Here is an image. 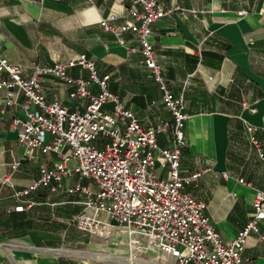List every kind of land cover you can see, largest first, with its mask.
I'll list each match as a JSON object with an SVG mask.
<instances>
[{
	"label": "crops",
	"instance_id": "obj_1",
	"mask_svg": "<svg viewBox=\"0 0 264 264\" xmlns=\"http://www.w3.org/2000/svg\"><path fill=\"white\" fill-rule=\"evenodd\" d=\"M157 2L197 10L195 15L175 11L160 17L152 23L149 39L168 88L184 95L186 145L180 156V174L200 172L185 188L205 200V212L227 240L250 219L255 191L264 187V160L245 130L247 124L258 127L255 133L264 151L260 129L264 125V0ZM126 3L0 0V53L10 62L22 64L24 77L31 74L32 62L66 63L84 53L100 76L109 75V90L119 95L143 127L170 122L172 115L162 102V89L151 69L139 63L140 45L126 32L125 37L137 47L135 52L128 51L99 24L100 17L111 11L117 14V22L126 18ZM66 71L74 77H88V70L80 64L68 66ZM6 79L9 74L0 71V80ZM41 79L46 102L58 100L69 110L84 109L87 99L70 98L67 83L52 75ZM13 90L17 103L5 106L6 88L0 87V244L5 243L11 255L0 246V264H125L33 249L80 248L128 255L124 239L114 244L108 239L100 241L102 238L75 225L72 219L83 207L79 193L40 186L27 195L35 201L31 206L14 198L13 189L28 185L39 176L41 166L53 167L57 160L54 152L37 148L24 157L26 148L17 140L10 120L22 115L19 103L26 96L17 87ZM92 90L97 92L98 87ZM103 107L109 109L110 104ZM169 134V130L157 134L161 146L170 145ZM16 161L19 164L11 172L10 165ZM9 172L13 186L3 180ZM238 178L250 184L240 183ZM75 179L65 178L64 186ZM258 225L264 234V219ZM116 245L119 248L114 251ZM242 256L248 264H264V238L250 233ZM134 264L160 263L138 257Z\"/></svg>",
	"mask_w": 264,
	"mask_h": 264
},
{
	"label": "built area",
	"instance_id": "obj_2",
	"mask_svg": "<svg viewBox=\"0 0 264 264\" xmlns=\"http://www.w3.org/2000/svg\"><path fill=\"white\" fill-rule=\"evenodd\" d=\"M125 10L127 17L120 22L111 11L100 17L99 24L128 51L135 52L137 47L125 37L126 32L140 45L139 63L151 69L171 121L143 127L119 95L109 90V75L100 76L84 53L66 63L32 62L31 74L26 77L22 75V64L10 62L0 53V71L9 74V79L0 80V87L6 88L4 105L17 103L14 87L26 96L19 103L22 115L10 120L17 130V140L26 148L24 157H29L30 149L37 148L54 152L57 160L53 167L41 166L39 176L13 189L12 195L31 206L35 201L27 195L40 186L79 193L83 207L72 221L80 230L102 239H124L128 254L125 260L130 264L138 257L160 264H248L242 256L247 237L255 232L264 238L258 225L264 219V187L255 191L250 219L232 238L224 240L205 212V200L185 188L200 172L180 174V156L186 145L184 95L168 88L149 39L151 25L160 17L175 11L195 15L197 10L179 4L164 7L157 0H127ZM76 64L88 70L87 78L67 73L66 67ZM43 75L67 83L70 98L87 99L84 109L69 110L58 100L46 102L41 92ZM93 86L98 87L97 92H93ZM106 103L109 109L103 107ZM257 129L251 124L245 126L248 141L264 160ZM260 129L264 133V125ZM166 130L170 131V145L165 147L159 144L157 134ZM18 164L13 162L10 171ZM11 172L3 180L13 186ZM222 175L227 176L225 172ZM73 176L75 181L64 186V179ZM238 181L245 182L242 178Z\"/></svg>",
	"mask_w": 264,
	"mask_h": 264
},
{
	"label": "bare ground",
	"instance_id": "obj_3",
	"mask_svg": "<svg viewBox=\"0 0 264 264\" xmlns=\"http://www.w3.org/2000/svg\"><path fill=\"white\" fill-rule=\"evenodd\" d=\"M107 239H102L100 241H106ZM100 244V243H99ZM104 244V243H103ZM116 248L117 245L115 246ZM52 251H56L61 254H67V255H72L76 257H82L86 259H110V258H126L128 255H124L122 251H117V252H103L102 250H83V249H65L60 247L59 249H53ZM126 254V253H125ZM104 255V256H101Z\"/></svg>",
	"mask_w": 264,
	"mask_h": 264
},
{
	"label": "water",
	"instance_id": "obj_4",
	"mask_svg": "<svg viewBox=\"0 0 264 264\" xmlns=\"http://www.w3.org/2000/svg\"><path fill=\"white\" fill-rule=\"evenodd\" d=\"M1 248H3L5 250V252L10 255L9 251H8V246L5 244V243H1L0 244ZM60 247H38V246H34L33 249H35V251H38V252H49V253H52V254H61V253H58L56 251H52L53 249H59ZM77 249H80V248H77ZM83 250H86V249H83ZM11 256V255H10ZM11 258V257H10ZM82 258V257H81ZM86 259V258H85ZM93 259V258H92ZM92 259H88V260H92ZM93 260H109L111 262H116V263H125V264H130L128 261H126L124 258H110V259H93ZM13 261V260H12ZM14 263V261H13ZM15 264V263H14Z\"/></svg>",
	"mask_w": 264,
	"mask_h": 264
},
{
	"label": "rangeland",
	"instance_id": "obj_5",
	"mask_svg": "<svg viewBox=\"0 0 264 264\" xmlns=\"http://www.w3.org/2000/svg\"><path fill=\"white\" fill-rule=\"evenodd\" d=\"M121 240H122V239L119 237L118 239H116V240H112L111 242H112V244H114V243H119ZM113 249H114V251L117 250V248H115V247H113Z\"/></svg>",
	"mask_w": 264,
	"mask_h": 264
}]
</instances>
